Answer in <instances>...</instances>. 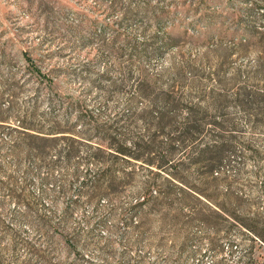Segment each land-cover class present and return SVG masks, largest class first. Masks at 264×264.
Returning a JSON list of instances; mask_svg holds the SVG:
<instances>
[{
  "label": "trees",
  "instance_id": "1",
  "mask_svg": "<svg viewBox=\"0 0 264 264\" xmlns=\"http://www.w3.org/2000/svg\"><path fill=\"white\" fill-rule=\"evenodd\" d=\"M156 20L161 23L162 15ZM248 22L241 19L233 33L204 25L207 30L198 32L197 41L207 45L230 38L234 43L230 49L244 50L258 44L264 49V26ZM186 36L188 29H172L158 33L151 44L132 39L113 41L111 52H130L131 60L158 56L185 43ZM211 55L172 65L167 84L161 80L167 75L153 79L142 71L125 104L117 106L112 117L102 121L103 115L82 107L75 121L64 126L53 112L40 116L51 123L45 125L46 119H38V106L19 111L14 103L19 84L0 80V157H4L1 151H6L13 160L10 166L0 164V209L13 201L25 207L23 216L29 218L36 205L30 192L32 183L36 182L46 197L48 185L57 181L59 193L68 196L62 219L71 216L80 198L98 207L99 200L106 197L111 202L103 211L102 223L106 225V218L118 219L125 227L123 234L131 230L138 237L133 247L147 235L146 221L151 216L162 218L164 223L183 222L186 227L200 224L214 234L208 241L217 252L227 243L229 257L216 264H232L237 247L236 239L228 237L221 242L223 231L216 230L221 224L230 227L223 233L237 228L264 244V213L258 210L264 204V60L257 61L255 67L235 66L226 72L224 63H212ZM24 60L40 87H54V78L30 55L24 54ZM6 96L10 98L7 105ZM4 137L11 138L10 145ZM89 166L96 169H82ZM248 167L253 170L248 171ZM142 168L148 177L139 183ZM61 171L57 178L54 173ZM257 179L260 197L253 200L246 194L255 189ZM134 186L132 196L124 198ZM188 240V245L198 242L194 236ZM241 264L258 262L247 258Z\"/></svg>",
  "mask_w": 264,
  "mask_h": 264
},
{
  "label": "rangeland",
  "instance_id": "2",
  "mask_svg": "<svg viewBox=\"0 0 264 264\" xmlns=\"http://www.w3.org/2000/svg\"><path fill=\"white\" fill-rule=\"evenodd\" d=\"M247 9L255 11L248 15L244 13ZM159 15L163 17L161 23L156 20ZM241 19L264 26V0H0V80L19 84L14 99L17 109L38 106V119L53 112L61 125L72 124L84 107L94 115H103L101 120L105 121L117 106L125 104L130 87L137 85L136 78L142 71L153 79L159 74L167 75L161 79L167 84L172 65L184 59H200L209 52L212 63H224L226 72L235 66L255 67L257 61L264 60L261 44L244 50L230 49L234 45L230 38L212 40L207 45L196 38L199 31L207 30L204 25L233 33ZM172 29H188L186 42L158 56L131 60L130 52H111L113 41L132 39L151 44L158 33ZM231 52L235 54L228 58ZM24 54L54 78L53 88L40 87L31 78ZM2 91L6 93L4 88ZM7 97L5 105L10 101ZM48 121H44L47 126L51 125ZM4 141L10 145L12 140L4 137ZM1 153L4 157H0V164H13L6 151ZM22 172L23 169L18 173L19 179ZM62 174L54 173L57 178ZM138 174L139 183L148 177L143 168ZM258 182L257 179L255 189L246 194L253 200L260 197L256 192ZM58 185L57 181L49 184V196L45 197L39 185L32 183L30 192L36 205L29 218L23 216L25 207L13 201L0 209V264H216L229 257L227 243L221 252L212 249L208 238L214 234L200 224L186 227L183 222L164 223L154 216L147 218V235L142 243L133 247L138 237L131 230L123 234L125 227L118 219L106 218V225L102 223L103 211L111 202L106 197L99 200L98 207L80 198L71 216L62 219L68 196L59 193ZM133 188L136 186L128 189L124 198L132 196ZM258 210L264 213L263 203ZM227 226L230 228L221 224L216 230L226 232ZM223 232L221 242L228 237L236 239L232 264H241L247 258L264 264L261 240L237 228ZM193 236L198 242L188 245Z\"/></svg>",
  "mask_w": 264,
  "mask_h": 264
}]
</instances>
